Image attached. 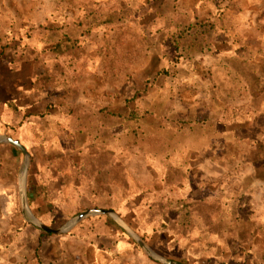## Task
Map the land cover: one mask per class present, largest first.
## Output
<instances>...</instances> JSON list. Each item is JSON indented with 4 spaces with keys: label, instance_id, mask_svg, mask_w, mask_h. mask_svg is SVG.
Here are the masks:
<instances>
[{
    "label": "rangeland",
    "instance_id": "374dc122",
    "mask_svg": "<svg viewBox=\"0 0 264 264\" xmlns=\"http://www.w3.org/2000/svg\"><path fill=\"white\" fill-rule=\"evenodd\" d=\"M0 135L28 149V190L50 195L29 206L52 228L112 208L167 259L264 264V0H0ZM104 150L120 187L49 169ZM23 162L0 145V264H154L106 216L62 235L33 226ZM182 197L203 220L192 240L160 209Z\"/></svg>",
    "mask_w": 264,
    "mask_h": 264
},
{
    "label": "trees",
    "instance_id": "16d2710c",
    "mask_svg": "<svg viewBox=\"0 0 264 264\" xmlns=\"http://www.w3.org/2000/svg\"><path fill=\"white\" fill-rule=\"evenodd\" d=\"M95 21H102L96 19ZM116 21L115 14L108 15L105 21L107 25H113ZM193 26H189V32L192 31ZM249 77L246 76V82L251 83ZM35 87V86H34ZM39 89L37 85L35 87ZM8 105L13 110H17L16 106L12 103V100L8 102ZM81 127L82 124H80ZM85 128V127H84ZM84 132L90 133V131L85 130ZM85 159L79 164L75 163L73 159L66 154L59 156H52L49 160V169L53 173V176H69L71 172L74 173L72 182L76 186L84 185H94L95 183L101 181L107 183L110 187H120L122 185V174L124 173V167L122 162L114 155L110 150H104L99 153H85ZM29 201L38 199L43 201L46 205L50 203V195L48 192L47 185L43 182H40L36 185L29 187ZM191 202L187 199L179 200H168L160 206V209L168 214H176L180 217L177 225L184 233L188 240L194 239L192 237L193 232L198 230L200 227L199 224L203 220H197L193 215L191 210ZM210 206V204H206ZM166 227L167 225L164 224ZM198 240L200 236H197ZM154 264H161L155 260H152ZM182 263H186L182 261Z\"/></svg>",
    "mask_w": 264,
    "mask_h": 264
},
{
    "label": "water",
    "instance_id": "95a60500",
    "mask_svg": "<svg viewBox=\"0 0 264 264\" xmlns=\"http://www.w3.org/2000/svg\"><path fill=\"white\" fill-rule=\"evenodd\" d=\"M0 144H9L19 149L24 156V162L18 176V193L21 203V209L25 219L30 222L33 226L40 229L48 234L62 235L70 232L75 228L80 222L90 217L95 216H108L114 220L132 239H134L144 250L145 254L150 258L162 263V264H183L174 260L167 259L165 257L157 254L145 241L141 238L114 210L112 209H102V208H92L84 212L79 213L73 219H71L64 227L60 229H55L44 222H42L37 216L32 212L29 206L28 198V172L30 166L31 156L27 148L18 140L6 136L0 135Z\"/></svg>",
    "mask_w": 264,
    "mask_h": 264
},
{
    "label": "crops",
    "instance_id": "0c3cea01",
    "mask_svg": "<svg viewBox=\"0 0 264 264\" xmlns=\"http://www.w3.org/2000/svg\"><path fill=\"white\" fill-rule=\"evenodd\" d=\"M197 100H196V97H195V99H192V97L190 96V95H188V101L187 102H190V103H193V102H196ZM254 120V119H253ZM253 120H252V122H253ZM10 137V136H9ZM19 141V140H18ZM0 145H7V146H12V145H9V144H0ZM14 147V146H13ZM28 150V149H27ZM29 152V151H28ZM59 155H61V154H59ZM31 156V155H30ZM54 156H57V155H54ZM30 167V166H29ZM29 173V172H28ZM28 198H29V190H28ZM172 199H174V200H179V199H187V201H189V199L188 198H185V197H182V198H172ZM102 209H104V208H102ZM109 209H112V208H109ZM112 210H114V209H112ZM124 221H125V219L116 211V210H114ZM106 217H108V216H106ZM110 218V217H109ZM114 221V220H113ZM115 222V221H114ZM126 222V221H125ZM116 223V222H115ZM127 223V222H126ZM128 224V223H127ZM116 225L121 229V230H123L117 223H116ZM124 231V230H123Z\"/></svg>",
    "mask_w": 264,
    "mask_h": 264
}]
</instances>
